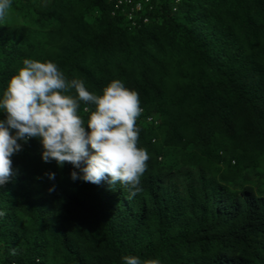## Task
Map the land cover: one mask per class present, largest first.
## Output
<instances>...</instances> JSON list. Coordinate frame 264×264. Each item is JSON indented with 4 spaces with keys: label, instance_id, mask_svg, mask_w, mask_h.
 <instances>
[{
    "label": "trees",
    "instance_id": "trees-1",
    "mask_svg": "<svg viewBox=\"0 0 264 264\" xmlns=\"http://www.w3.org/2000/svg\"><path fill=\"white\" fill-rule=\"evenodd\" d=\"M116 2L13 0L0 92L25 58L96 94L123 81L143 109L141 191L74 182L30 140L0 186V264H264V0H137L132 19Z\"/></svg>",
    "mask_w": 264,
    "mask_h": 264
},
{
    "label": "clouds",
    "instance_id": "clouds-1",
    "mask_svg": "<svg viewBox=\"0 0 264 264\" xmlns=\"http://www.w3.org/2000/svg\"><path fill=\"white\" fill-rule=\"evenodd\" d=\"M134 1L121 6L116 2V7L129 6L132 19L133 12L140 9V3L134 7ZM12 6L13 0H0V22H7ZM22 64L0 92V114H4L0 119V186L13 176L11 157L22 151L24 144L38 139L41 159L55 161L58 168L70 164L75 169L70 173L72 181L94 185L103 181L111 187L119 184L129 190L128 199L135 198L150 159L147 149L138 147L137 120L143 112L138 93L114 79L102 94H96L83 80L69 79L52 61L25 58ZM82 103L87 119L80 115ZM46 175L55 180V173ZM54 190L55 185L49 192ZM4 215L0 211V217ZM121 264L160 261L125 255Z\"/></svg>",
    "mask_w": 264,
    "mask_h": 264
},
{
    "label": "built area",
    "instance_id": "built-area-1",
    "mask_svg": "<svg viewBox=\"0 0 264 264\" xmlns=\"http://www.w3.org/2000/svg\"><path fill=\"white\" fill-rule=\"evenodd\" d=\"M131 2H132V0H118L117 1V6H121V5L125 4V3L131 4Z\"/></svg>",
    "mask_w": 264,
    "mask_h": 264
},
{
    "label": "rangeland",
    "instance_id": "rangeland-1",
    "mask_svg": "<svg viewBox=\"0 0 264 264\" xmlns=\"http://www.w3.org/2000/svg\"><path fill=\"white\" fill-rule=\"evenodd\" d=\"M10 14H11V12H10ZM9 14V16L5 19V21H9V19H11V15ZM12 20H15V17H14V15H12Z\"/></svg>",
    "mask_w": 264,
    "mask_h": 264
}]
</instances>
